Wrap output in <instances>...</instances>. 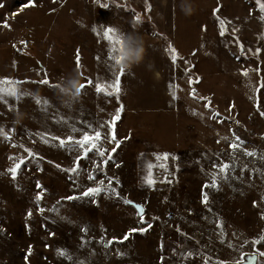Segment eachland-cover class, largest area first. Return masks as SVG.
<instances>
[{
    "label": "rangeland",
    "instance_id": "rangeland-1",
    "mask_svg": "<svg viewBox=\"0 0 264 264\" xmlns=\"http://www.w3.org/2000/svg\"><path fill=\"white\" fill-rule=\"evenodd\" d=\"M165 1L35 0L32 6L31 0H0V80L13 82L3 87L17 92V97L0 100V264H218L252 253L251 242L264 236L261 13L255 0H170L172 34L160 37L153 9ZM217 7L220 11L214 15ZM217 15L227 29L223 37ZM107 27L124 36L132 34L133 49L139 37L144 41L146 35H158L170 58L169 45L177 50L175 99L131 105L125 62L119 93H96L94 85L76 96L65 91L77 77L80 84L110 77L103 36ZM234 38L243 44V52ZM42 79L50 85L39 83ZM152 92L147 96L154 98ZM136 96L141 98L140 90ZM118 109L122 110L114 131L122 142L106 167H95L101 158L90 153L78 172L70 174L64 169L73 167L77 153L37 135L79 137L72 128L82 127L80 121L98 128ZM233 133L257 153L256 158L230 152ZM102 143L109 150L115 147L107 139ZM24 148L39 158H28L13 181L6 171L14 163L9 157H27ZM220 160L235 163V168L228 179L217 176V187L205 188L216 171L212 164ZM148 164L154 165L152 186L145 182ZM89 174L96 180L89 181ZM109 178L119 198L111 190L92 198L81 196L99 180L106 186ZM37 182L43 186L39 202ZM202 193L208 195L207 205L201 202ZM68 196L79 198L64 199ZM125 199L144 206L152 227L105 248L103 242L119 239L133 227H146ZM255 249L264 251V241ZM60 250L67 255H59ZM258 261L264 264V257Z\"/></svg>",
    "mask_w": 264,
    "mask_h": 264
},
{
    "label": "snow or ice",
    "instance_id": "snow-or-ice-1",
    "mask_svg": "<svg viewBox=\"0 0 264 264\" xmlns=\"http://www.w3.org/2000/svg\"><path fill=\"white\" fill-rule=\"evenodd\" d=\"M99 2V0H98ZM146 4L148 0H145ZM32 6H35V0H31ZM255 5L258 7L259 12L261 13L260 19L264 21V0H255ZM101 7H107V4H101ZM146 11H151V5L148 4V7ZM220 11V8L217 7L216 9L213 10L214 15ZM137 21L140 20L139 14L136 15ZM217 21L219 22L220 26V32L219 35L223 37L226 32L225 28V22L223 19H221L218 15L216 16ZM4 27H10L7 23L3 25ZM103 36L107 42L108 45V51H107V61L110 62L107 64L109 73L111 74L108 79L101 80L100 78H97L96 81H93L92 79H88L86 83L80 84L79 88V94L83 92V90L87 86H93L95 88L96 93H104L105 95H112V91H109L110 89H114L116 93H119L121 88V82H122V77L125 75V68L122 66L123 62H125V56H124V48H125V37L122 34H118L117 30L114 27H107L106 30L103 32ZM235 42L238 44L240 47L241 51L243 52L244 46L242 43L239 42L238 38H234ZM168 51L171 53V60L173 63L176 62L177 60V50L169 45ZM248 51H252L251 49H248ZM261 49H256V54H259ZM99 59V58H97ZM77 66H80V60L77 58L76 61ZM118 67V71L115 69ZM243 75H247V72H243ZM199 82V81H197ZM13 82L7 81V80H0V100H4L5 97H17V92L15 91L14 87H10L7 90L3 87L5 84L11 85ZM15 84H19L21 82L16 81L14 82ZM39 83L44 84V85H50V81L48 79H42L39 81ZM53 88H58V85L52 86ZM20 95H23L21 93ZM192 96L195 98V90L192 92ZM176 96L173 94V99H175ZM39 104L40 101H37ZM45 104L48 103L47 100L44 101ZM210 106V102L208 105ZM122 109H118L116 112V115L112 118L111 121H107L104 124H100L99 127H94L93 125L85 122V121H80V124L82 127L80 128H72L73 132H79L80 135L79 137L69 135L67 138H60L56 136H52L50 133H38L41 137V139L44 140L45 143H48L49 140L45 139V137H50L51 140H58L59 145L61 147L67 146L70 151H74L77 153L76 157L74 158L73 161V167L64 169V171L68 173H77L78 170L81 167V161L90 159L89 154L93 153L94 155L100 157V162L96 163L94 162V166L97 168H100L101 166L106 167L108 162L113 159V154L116 152V149L120 147V144L122 141L117 140V136L115 134L114 128H115V122L120 119V111ZM213 117L219 116V113H213ZM261 115L264 116V112H261ZM64 119V118H61ZM238 123V122H237ZM105 127H108L109 130L107 133L103 132L102 129ZM3 130H0L2 132ZM234 140L228 143V148L230 152H241L244 156L251 157V158H256L257 153L255 151L248 150L247 148L244 147L245 141H243L239 136L235 135L233 133ZM8 139H11V137H7ZM108 140L109 143H115V147H113L111 150L106 149L103 147V141ZM218 143L220 142L219 140L217 141ZM15 147L16 145H12ZM23 147V146H21ZM24 151L27 153V157H20L18 159L14 157H9L10 160H13V166L8 168L6 171L10 174V178L15 181L17 179V174L21 167L25 165L26 160L28 158H39L36 156L35 153H33L30 149L24 148ZM261 159H264V156L260 157ZM157 160L160 159L159 156L156 157ZM164 159H167V154L164 155ZM119 166V165H117ZM154 165L153 164H148V175L145 177V182L147 185L152 186L155 184V180L152 178L151 174V169ZM59 167V166H57ZM212 168H214L216 171L212 173V183L211 185H204L205 188L211 186V187H217V176L222 175L224 179L229 178V173L230 170L235 168V163H229L225 162L223 160H220L219 162L213 163ZM42 170V169H41ZM243 170H247V166H245ZM255 171V169L253 170ZM87 179L89 181L96 180V177L92 174H89ZM163 182V181H162ZM170 182V181H169ZM113 184V179L109 178L108 184L105 186V182L103 180L97 181V185L95 187H87L82 193V197H96L98 196L101 192H106L111 190L113 193L116 194L117 198H119V193L116 192V189L112 187ZM36 187L38 190L37 195L35 197L36 201L39 202L40 200L43 199V186L37 182ZM203 199L202 203L207 205L208 203V195L206 193H202ZM79 197L76 196H68L65 197L64 199L66 200H75L78 199ZM125 204L132 205L134 208L137 210V215L139 216V223L141 224H146V227L144 228H137L133 227L129 229L127 232L123 234V236L119 239L113 237L111 240H107L104 243L105 248H110L113 244L115 243H121L123 244L125 241H128L130 237L134 233H140L143 234L144 232H147L152 225L150 223H147L144 217L145 209L143 205H138L134 204V202L129 201L125 199L123 201ZM38 211L43 213L45 211L44 208L38 207ZM211 211V209H209ZM32 212H28V216H31ZM216 227L221 229V235H223V226L219 222L216 223ZM179 231V230H178ZM54 235V233H52ZM264 241V236H261L259 239H256L252 241V245L254 248V251L252 253H242L240 258L236 261H234V264H261L260 261H258V257H264V251H259L255 249L256 245L261 244V242ZM231 247V245H229ZM31 254V248L28 249L27 254L25 256V260H27V256ZM118 256L123 255V253H120L117 251L116 253ZM59 255L65 256L67 253L64 250L59 251ZM163 261V258L161 257V262ZM77 264H84L83 261H78ZM205 264H209L208 261H205ZM218 264H226L224 261L218 262Z\"/></svg>",
    "mask_w": 264,
    "mask_h": 264
},
{
    "label": "crops",
    "instance_id": "crops-1",
    "mask_svg": "<svg viewBox=\"0 0 264 264\" xmlns=\"http://www.w3.org/2000/svg\"><path fill=\"white\" fill-rule=\"evenodd\" d=\"M170 3V0H166L157 9H153L156 16L154 19L156 31L166 37L172 34L173 6ZM159 40L158 35H146L143 41L145 48L143 60L138 64H128V80L133 95L131 105H157L173 100L175 67L169 53L164 50ZM137 90L141 91L140 99H137ZM147 91H153L154 98L147 96Z\"/></svg>",
    "mask_w": 264,
    "mask_h": 264
},
{
    "label": "clouds",
    "instance_id": "clouds-1",
    "mask_svg": "<svg viewBox=\"0 0 264 264\" xmlns=\"http://www.w3.org/2000/svg\"><path fill=\"white\" fill-rule=\"evenodd\" d=\"M191 8H188V11L191 12ZM125 37V48H124V56H125V64H138L140 63L144 58L145 48H144V42L139 37V46L135 49H133L130 45V40L133 37L132 34H128ZM80 88V80L79 77L76 79H73L70 82V89H65L66 92L70 91V94L72 96H76L79 92Z\"/></svg>",
    "mask_w": 264,
    "mask_h": 264
},
{
    "label": "water",
    "instance_id": "water-1",
    "mask_svg": "<svg viewBox=\"0 0 264 264\" xmlns=\"http://www.w3.org/2000/svg\"><path fill=\"white\" fill-rule=\"evenodd\" d=\"M226 262V264H234V262H232V261H225Z\"/></svg>",
    "mask_w": 264,
    "mask_h": 264
},
{
    "label": "trees",
    "instance_id": "trees-1",
    "mask_svg": "<svg viewBox=\"0 0 264 264\" xmlns=\"http://www.w3.org/2000/svg\"><path fill=\"white\" fill-rule=\"evenodd\" d=\"M158 35H160V37L164 36V34H162L161 32H159Z\"/></svg>",
    "mask_w": 264,
    "mask_h": 264
}]
</instances>
